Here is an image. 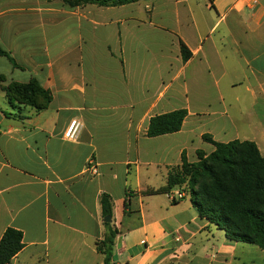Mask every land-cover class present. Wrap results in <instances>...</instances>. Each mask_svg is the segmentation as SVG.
<instances>
[{"label":"crops","instance_id":"crops-1","mask_svg":"<svg viewBox=\"0 0 264 264\" xmlns=\"http://www.w3.org/2000/svg\"><path fill=\"white\" fill-rule=\"evenodd\" d=\"M0 46L17 65L0 56V241L23 234L10 264H104V195L119 231L113 264H264L263 250L200 216L186 184L167 185L183 155L215 150L205 136L264 155V0H0ZM34 80L48 108L12 104L6 88ZM178 110L180 132L148 137L153 117Z\"/></svg>","mask_w":264,"mask_h":264},{"label":"trees","instance_id":"trees-1","mask_svg":"<svg viewBox=\"0 0 264 264\" xmlns=\"http://www.w3.org/2000/svg\"><path fill=\"white\" fill-rule=\"evenodd\" d=\"M61 1L70 8L95 5L99 7H120L141 0H46ZM185 60L191 57L182 45ZM0 56L16 63L0 46ZM0 75V84L5 82ZM12 104L45 110L52 102L50 91L42 88L37 81L28 84L12 83L6 88ZM188 115L178 110L151 119L147 135L150 138L178 133L182 130ZM204 139L215 150L206 154L198 152V161L189 163L183 155L182 165L173 169L168 177V188L187 185L190 198L202 218L217 230L224 231L229 241L251 244L264 251V155L258 145L251 141L215 142L208 136ZM165 192V190L159 191ZM103 216L113 218V201L104 195L101 199ZM128 206V205H127ZM107 233L96 242L98 253L104 264H113L115 241L119 231L111 223H105ZM23 249V234L13 228L4 233L0 241V264H10Z\"/></svg>","mask_w":264,"mask_h":264},{"label":"built area","instance_id":"built-area-1","mask_svg":"<svg viewBox=\"0 0 264 264\" xmlns=\"http://www.w3.org/2000/svg\"><path fill=\"white\" fill-rule=\"evenodd\" d=\"M81 129H82V123L77 119L72 120L70 124L68 125L67 130L65 131L64 138L72 142L77 141L79 134L81 132ZM87 171L91 175H98L99 173L98 168L95 165V163H93V161L89 163L87 167ZM170 196L173 200H176V199H182L184 197V194L182 192L175 191V192H171ZM117 264H120V263H117Z\"/></svg>","mask_w":264,"mask_h":264},{"label":"water","instance_id":"water-1","mask_svg":"<svg viewBox=\"0 0 264 264\" xmlns=\"http://www.w3.org/2000/svg\"><path fill=\"white\" fill-rule=\"evenodd\" d=\"M106 223H112V218L111 217H106L105 218Z\"/></svg>","mask_w":264,"mask_h":264},{"label":"rangeland","instance_id":"rangeland-1","mask_svg":"<svg viewBox=\"0 0 264 264\" xmlns=\"http://www.w3.org/2000/svg\"><path fill=\"white\" fill-rule=\"evenodd\" d=\"M189 190V189H188Z\"/></svg>","mask_w":264,"mask_h":264}]
</instances>
